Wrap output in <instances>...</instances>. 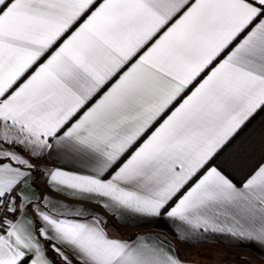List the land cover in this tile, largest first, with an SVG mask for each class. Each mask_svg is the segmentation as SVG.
I'll return each mask as SVG.
<instances>
[{"label": "snow or ice", "instance_id": "obj_1", "mask_svg": "<svg viewBox=\"0 0 264 264\" xmlns=\"http://www.w3.org/2000/svg\"><path fill=\"white\" fill-rule=\"evenodd\" d=\"M177 242L264 264V0H0V264Z\"/></svg>", "mask_w": 264, "mask_h": 264}, {"label": "crops", "instance_id": "obj_2", "mask_svg": "<svg viewBox=\"0 0 264 264\" xmlns=\"http://www.w3.org/2000/svg\"><path fill=\"white\" fill-rule=\"evenodd\" d=\"M55 166V165H53ZM177 247L180 251L181 257L186 260L197 261V264H214L213 261L204 260L200 256H196V253H201L202 255H214L215 252H225L229 254H247L256 261V264H261L258 258V253L254 248H226L221 243L214 244H201L197 247H189L184 244L177 242Z\"/></svg>", "mask_w": 264, "mask_h": 264}, {"label": "trees", "instance_id": "obj_3", "mask_svg": "<svg viewBox=\"0 0 264 264\" xmlns=\"http://www.w3.org/2000/svg\"><path fill=\"white\" fill-rule=\"evenodd\" d=\"M259 119V118H258ZM255 123V122H254ZM251 127V126H250ZM243 135V134H242Z\"/></svg>", "mask_w": 264, "mask_h": 264}]
</instances>
